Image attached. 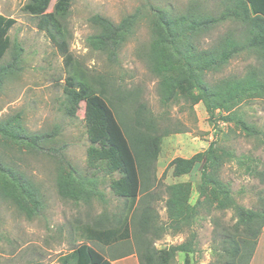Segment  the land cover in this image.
Wrapping results in <instances>:
<instances>
[{
	"label": "rangeland",
	"instance_id": "rangeland-1",
	"mask_svg": "<svg viewBox=\"0 0 264 264\" xmlns=\"http://www.w3.org/2000/svg\"><path fill=\"white\" fill-rule=\"evenodd\" d=\"M57 0H50L43 13L53 11ZM190 0H71L66 16L61 22V39L72 57V65L66 69L58 47L49 35L37 27L38 17L24 11L28 0H0V15L15 20L8 31L10 47L0 66L13 60L16 71L8 77L0 90V120L20 115V125L27 131L55 135L51 148L60 151L63 160L57 156H16L19 169L27 172L38 184L43 206L32 219L20 213L14 205L0 199V264H75L65 260L72 250L86 243L93 247L112 264H136L137 222L141 209L149 207L156 222L163 227L161 238L154 241L156 249L177 245L188 239L190 231L196 233L195 252L189 255L177 253L170 264H210L214 261L213 246L221 237V227L235 223L231 209L219 210L214 201H204L209 196L199 192L200 167L191 174L173 177L169 163L175 158L189 159L206 151L216 143L234 156L246 161L240 165L237 159L224 162L221 179L229 183L231 196L236 204L254 210L259 206L260 192L264 183L249 173L252 166L264 174V98L243 101L236 111L246 125L256 129L250 136L238 122L225 123V115L216 110L209 116L201 103L192 108L183 101L163 107L157 94V81L146 67L145 53L151 41L149 19L155 7L173 9L181 13ZM214 13L216 0H201ZM138 7L146 10V18L139 19L133 27V34L118 49L115 61H110L107 52L93 49L88 37L98 29L90 20L100 16L113 23H119ZM219 10V9H218ZM235 27V25H233ZM231 23H224L201 40V47L210 46ZM257 64L255 55L246 52L234 56L218 73L206 76L208 83L223 77H241L250 65ZM82 75L112 108L117 121L125 123L132 118V108L144 104L158 118L160 128L170 133L162 138L161 150L155 163L154 175L144 181L137 197V210L131 212L130 201L112 194L109 184L119 177L86 167V151L89 141L83 122V104L75 118L67 116L63 109L65 79L68 75ZM105 84V86H103ZM101 90L105 91L101 93ZM116 91H122V99ZM129 92L130 98L124 99ZM95 93V94H96ZM239 116V115H238ZM63 165L64 173L70 171L82 176L87 196L80 199L66 198L59 192L58 171ZM69 168H72L71 170ZM184 183L190 188L188 203L194 205L204 201L197 221L190 231L174 234L166 230L168 223L164 201L165 185ZM150 196V198H147ZM210 197V196H209ZM209 199V198H208ZM128 221V237L110 246L86 240V228H114L121 221ZM123 224V222H122ZM146 237V236H145Z\"/></svg>",
	"mask_w": 264,
	"mask_h": 264
},
{
	"label": "trees",
	"instance_id": "trees-1",
	"mask_svg": "<svg viewBox=\"0 0 264 264\" xmlns=\"http://www.w3.org/2000/svg\"><path fill=\"white\" fill-rule=\"evenodd\" d=\"M216 1L219 10L215 13L201 0H190L181 13L148 4L153 15L149 19L151 41L145 53L146 67L157 81V94L163 107L179 101L189 103L191 108L201 103L209 116L216 110L223 111L225 115L220 114L222 122H238L248 135L253 136L257 134L256 129L244 124L235 108L243 101L264 98V0ZM49 2L28 0L24 11L38 17L37 27L45 31L58 47L68 69L72 65V57L61 39L60 20L66 16L71 0H57L52 12L43 13ZM142 18H146V10L141 7L117 24L93 16L90 21L98 31L88 37V43L95 50L107 52L109 60L115 61L118 49L133 34L134 25ZM227 22L232 24V28L220 34L209 47L200 46L203 38ZM14 23V19L0 15V61L10 47L8 31ZM244 52L255 55V66L250 65L241 77H223L208 83L206 76L209 73L221 72L234 56ZM15 71L14 60L0 66V90ZM94 90L84 76L71 75L68 71L63 90L64 112L75 118L83 104V122L90 144L86 151V167L108 175L118 174L119 177L109 184L110 191L116 197L129 200L130 211L135 212L136 199L144 191L143 182L149 175H154L162 138L173 132L163 131L158 118L144 104L134 106L132 118L122 122L121 126L112 108ZM116 94L122 99V91H116ZM125 98H130L129 92L124 93ZM20 118L18 114L0 120V199L14 205L29 220L42 208V195L38 184L27 172L19 169L14 158L57 156L58 161H65L60 151L51 152L54 149L50 144L55 135L30 133L20 125ZM232 158L237 159L240 165L250 161V158L242 161L232 152L211 143L206 151L189 159L175 158L167 167L172 169L173 177H180L191 174L199 166V192L204 195L210 189V197L205 196L204 201L211 198L216 209L232 210L235 223L231 227H221L219 243L211 250L215 259L210 264H249L264 228V189L260 192L258 208L245 209L236 204L230 194L229 183L220 177L224 162ZM59 167L57 181L62 196L80 199L89 194L83 186L82 176H75L67 170L64 173L61 163ZM247 170L264 183L261 171L252 166ZM189 191V186L184 183L164 187L166 230H172L174 234L182 233L183 228L191 230L204 202L198 200L190 205ZM127 224L128 221L124 220L114 228H86V240L110 246L128 237ZM137 227L138 264H170L177 253L189 255L195 252V231H190L188 239L180 244L156 249L154 241L161 238L163 227L157 224L149 207L141 209ZM65 260L75 264H112L111 259H105L86 243L72 250Z\"/></svg>",
	"mask_w": 264,
	"mask_h": 264
},
{
	"label": "crops",
	"instance_id": "crops-1",
	"mask_svg": "<svg viewBox=\"0 0 264 264\" xmlns=\"http://www.w3.org/2000/svg\"><path fill=\"white\" fill-rule=\"evenodd\" d=\"M136 264H138V261H136ZM249 264H264V228L257 240L254 254Z\"/></svg>",
	"mask_w": 264,
	"mask_h": 264
}]
</instances>
